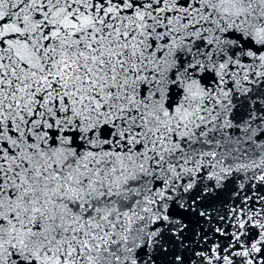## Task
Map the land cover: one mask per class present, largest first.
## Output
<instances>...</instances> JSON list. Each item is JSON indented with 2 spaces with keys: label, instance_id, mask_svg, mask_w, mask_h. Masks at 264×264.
Listing matches in <instances>:
<instances>
[{
  "label": "snow or ice",
  "instance_id": "obj_1",
  "mask_svg": "<svg viewBox=\"0 0 264 264\" xmlns=\"http://www.w3.org/2000/svg\"><path fill=\"white\" fill-rule=\"evenodd\" d=\"M0 264H264V0H0Z\"/></svg>",
  "mask_w": 264,
  "mask_h": 264
}]
</instances>
